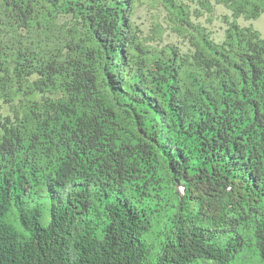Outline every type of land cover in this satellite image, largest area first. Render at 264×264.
<instances>
[{
    "label": "trees",
    "instance_id": "obj_1",
    "mask_svg": "<svg viewBox=\"0 0 264 264\" xmlns=\"http://www.w3.org/2000/svg\"><path fill=\"white\" fill-rule=\"evenodd\" d=\"M136 1L0 0V264H264V0Z\"/></svg>",
    "mask_w": 264,
    "mask_h": 264
},
{
    "label": "rangeland",
    "instance_id": "obj_2",
    "mask_svg": "<svg viewBox=\"0 0 264 264\" xmlns=\"http://www.w3.org/2000/svg\"><path fill=\"white\" fill-rule=\"evenodd\" d=\"M64 17H62L63 19ZM195 22L206 27L211 38L215 41L224 39L225 31L228 27V22L232 20L231 10L223 4H214L211 13H205L199 18H193ZM131 21L140 28L139 35L150 45H163L173 43L183 51L189 49V43L186 38L173 32L166 23V11L158 0H137L132 14ZM241 26H252L257 30L261 37L264 38V13H261L255 19H246L240 16L236 19ZM37 95L23 97L17 96L14 101L6 103L0 101V121L6 117L14 119L16 114H22V107L26 101L37 99ZM10 219L20 228L15 210L10 213ZM195 264H212L209 261L200 260ZM231 264H255L254 259L250 254L245 253L243 256L233 260Z\"/></svg>",
    "mask_w": 264,
    "mask_h": 264
}]
</instances>
